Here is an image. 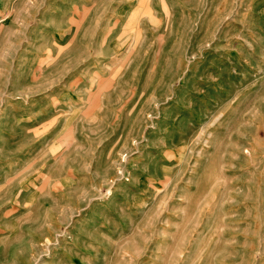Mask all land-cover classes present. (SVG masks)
Wrapping results in <instances>:
<instances>
[{
	"label": "rangeland",
	"instance_id": "374dc122",
	"mask_svg": "<svg viewBox=\"0 0 264 264\" xmlns=\"http://www.w3.org/2000/svg\"><path fill=\"white\" fill-rule=\"evenodd\" d=\"M0 264H264V0H0Z\"/></svg>",
	"mask_w": 264,
	"mask_h": 264
}]
</instances>
